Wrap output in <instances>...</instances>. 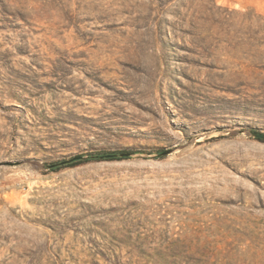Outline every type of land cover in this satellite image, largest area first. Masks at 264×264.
I'll use <instances>...</instances> for the list:
<instances>
[{
    "label": "rangeland",
    "instance_id": "374dc122",
    "mask_svg": "<svg viewBox=\"0 0 264 264\" xmlns=\"http://www.w3.org/2000/svg\"><path fill=\"white\" fill-rule=\"evenodd\" d=\"M249 132L264 0H0V264H264Z\"/></svg>",
    "mask_w": 264,
    "mask_h": 264
},
{
    "label": "trees",
    "instance_id": "16d2710c",
    "mask_svg": "<svg viewBox=\"0 0 264 264\" xmlns=\"http://www.w3.org/2000/svg\"><path fill=\"white\" fill-rule=\"evenodd\" d=\"M264 141V140H261ZM122 153H131L126 150H98L92 151L85 154L77 155L72 157L71 162H66V160L55 162L51 164V169L59 170L65 167L76 166L83 163L94 162V161H111L122 159L120 155Z\"/></svg>",
    "mask_w": 264,
    "mask_h": 264
},
{
    "label": "water",
    "instance_id": "95a60500",
    "mask_svg": "<svg viewBox=\"0 0 264 264\" xmlns=\"http://www.w3.org/2000/svg\"><path fill=\"white\" fill-rule=\"evenodd\" d=\"M249 135L253 138H256L258 140H264V133H261V132H249ZM170 152L169 151H165V152H162V153H156V154H136V153H122L120 155L121 158H124V157H130V156H140V157H144V158H147V157H150V158H155V157H159V156H162V155H167L169 154ZM73 160V158H70L68 160H66V162H71ZM49 168H51V166H49Z\"/></svg>",
    "mask_w": 264,
    "mask_h": 264
}]
</instances>
